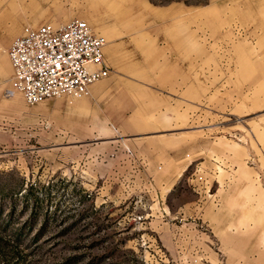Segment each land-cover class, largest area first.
I'll list each match as a JSON object with an SVG mask.
<instances>
[{
  "label": "rangeland",
  "instance_id": "obj_1",
  "mask_svg": "<svg viewBox=\"0 0 264 264\" xmlns=\"http://www.w3.org/2000/svg\"><path fill=\"white\" fill-rule=\"evenodd\" d=\"M149 1L217 6L206 13L225 19L217 34L225 81L210 70L202 96L199 86L189 92V83L171 81L166 132L112 125L102 103L87 97L28 105L18 92L0 95V264H172L169 227L159 225L171 223V205L195 193L181 180L171 196L170 176L153 179L144 158L166 157L169 146L171 161L187 159L194 143L217 137L245 143L234 132L246 133L261 113L242 115L253 108L243 107L250 90L229 81L237 76L231 49L264 41V0Z\"/></svg>",
  "mask_w": 264,
  "mask_h": 264
},
{
  "label": "crops",
  "instance_id": "obj_2",
  "mask_svg": "<svg viewBox=\"0 0 264 264\" xmlns=\"http://www.w3.org/2000/svg\"><path fill=\"white\" fill-rule=\"evenodd\" d=\"M206 8L176 3L154 5L149 0H0V95L4 96L13 74L8 48L25 26H58L82 19L105 37L104 63L109 69L107 77L90 86L86 101L102 103L112 125L166 132L171 129V81H184L186 86L189 83V92L199 86L201 96L207 92L208 81H213L210 70L215 68L220 75L215 81H225L220 73L224 43L217 36L225 27V19L216 12L206 13L217 11L216 5ZM261 39L254 48L236 43L231 49L237 76L229 81L235 91L239 85L250 90L243 107L253 109L242 115L261 113L249 119L246 133L241 129L234 132L246 136L245 143L234 144L226 137H217L194 143L187 159L171 161L169 146L166 157L144 158L153 179L170 176L171 196L179 181L187 185L194 181L196 167L211 186L201 208L193 193L171 205L170 224H160L164 211L159 208L160 216L155 221L160 229L169 227V235L164 238L171 246L172 264L264 262ZM236 107L240 109L241 105Z\"/></svg>",
  "mask_w": 264,
  "mask_h": 264
},
{
  "label": "built area",
  "instance_id": "obj_3",
  "mask_svg": "<svg viewBox=\"0 0 264 264\" xmlns=\"http://www.w3.org/2000/svg\"><path fill=\"white\" fill-rule=\"evenodd\" d=\"M105 42V37L82 19L58 26H25L7 51L13 74L4 96L18 92L28 105L61 96H88L90 86L109 73L104 63ZM195 172L191 185L201 208L211 186L199 167Z\"/></svg>",
  "mask_w": 264,
  "mask_h": 264
},
{
  "label": "trees",
  "instance_id": "obj_4",
  "mask_svg": "<svg viewBox=\"0 0 264 264\" xmlns=\"http://www.w3.org/2000/svg\"><path fill=\"white\" fill-rule=\"evenodd\" d=\"M171 1H173V0H171Z\"/></svg>",
  "mask_w": 264,
  "mask_h": 264
}]
</instances>
